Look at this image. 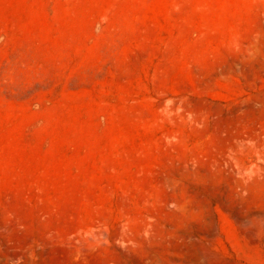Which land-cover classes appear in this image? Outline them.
<instances>
[{"label": "rangeland", "instance_id": "1", "mask_svg": "<svg viewBox=\"0 0 264 264\" xmlns=\"http://www.w3.org/2000/svg\"><path fill=\"white\" fill-rule=\"evenodd\" d=\"M0 264H264V0H0Z\"/></svg>", "mask_w": 264, "mask_h": 264}]
</instances>
